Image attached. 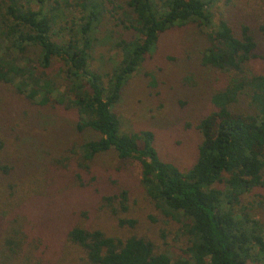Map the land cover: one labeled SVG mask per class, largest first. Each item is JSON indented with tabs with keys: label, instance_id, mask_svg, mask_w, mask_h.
<instances>
[{
	"label": "trees",
	"instance_id": "trees-1",
	"mask_svg": "<svg viewBox=\"0 0 264 264\" xmlns=\"http://www.w3.org/2000/svg\"><path fill=\"white\" fill-rule=\"evenodd\" d=\"M220 1L0 0V191L17 196L27 177H44L47 187L0 210V264H264V222L244 201L264 188V74L250 68L264 23L233 10L215 19ZM186 26L202 39L197 71L173 110L197 121L201 139L182 168L159 155L153 130L123 131L113 108L159 37ZM97 45L117 54L111 70L91 67ZM110 152L118 165L95 164ZM128 169L140 194L177 226L166 249L116 232L135 228L131 186L117 176ZM40 170L47 172L38 180ZM75 184L98 186L60 218L48 200ZM81 205L86 217L108 214L113 227L76 222ZM30 206L54 217L43 258L29 253Z\"/></svg>",
	"mask_w": 264,
	"mask_h": 264
},
{
	"label": "rangeland",
	"instance_id": "rangeland-1",
	"mask_svg": "<svg viewBox=\"0 0 264 264\" xmlns=\"http://www.w3.org/2000/svg\"><path fill=\"white\" fill-rule=\"evenodd\" d=\"M229 10H233L239 15H242L241 13L249 15L257 23H264V0H231L228 5L221 0L213 8L215 19L221 16L228 18ZM196 30L194 26H186L163 33L159 37L154 51L125 85L118 103L113 108V112L121 120L123 131L153 130L156 135V148L159 155L182 168L186 167L193 159L195 147L201 139L199 131L195 129L197 121L187 117L188 115L184 111L173 110L175 106H178V102L175 100L181 99V96L190 88L191 80L197 71L193 66L192 58L196 54L195 49L198 47L202 36L200 37ZM255 55V58L251 60L250 68L255 72L264 74L263 43L259 44ZM117 59V54L110 50L109 46L102 47L100 45L98 47L97 45L92 52L91 67L99 72L111 70ZM202 74H207V71L202 72ZM211 74L218 85H221L220 73L211 72ZM151 77L154 79V86H152ZM185 84L188 86L186 89ZM188 118L194 126L190 129L187 128ZM95 164L99 167L109 168L119 163L115 155L110 152L97 157ZM46 172L40 170L35 176L40 180ZM117 176L131 186L127 216L135 220V228L131 231H128V228H124L125 230L115 229L116 232L122 236L132 233L156 243L161 249H166L164 244L174 242V231L177 226L156 211L153 204L140 194L129 169L123 170ZM68 177L73 183L72 175L69 174ZM25 179L17 196L8 197L7 191L4 194L0 191V210H3L4 213L7 211L8 200H20L22 202L32 194V191H44L47 188L43 183L44 177L39 182L32 184L33 178L27 177ZM97 186V184H93L78 187L75 184L72 188L67 189L60 199L57 198L60 197L56 196L57 194H52L47 203L48 207L54 211L58 210L60 218L68 217V215H72L69 210L73 208V205L77 206L86 196L95 195L93 190ZM79 190L81 191L79 192ZM244 201L253 205L255 217L264 222V188L247 195ZM38 203L42 204L40 201ZM41 211L42 207L40 206H30L27 209L28 214L34 220L32 227L33 248L31 250L26 248V250H30L29 253L37 252V255H41L43 258L42 253L51 243L50 234L46 232L47 226L49 223L53 230L51 222L54 217L49 215V218H43L40 215ZM85 211L86 207L83 205L76 209V222L90 224L94 228L103 227L108 231L113 227L108 214L92 215L88 213L86 217L84 216ZM77 254L75 253L72 257L77 258ZM33 259L36 263L40 262L35 257Z\"/></svg>",
	"mask_w": 264,
	"mask_h": 264
}]
</instances>
